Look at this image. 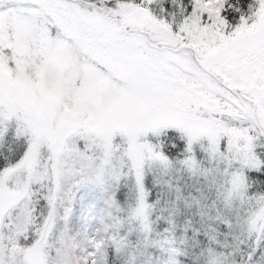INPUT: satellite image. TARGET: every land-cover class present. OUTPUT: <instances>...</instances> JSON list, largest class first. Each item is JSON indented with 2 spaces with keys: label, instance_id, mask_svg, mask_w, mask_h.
<instances>
[{
  "label": "snow or ice",
  "instance_id": "1",
  "mask_svg": "<svg viewBox=\"0 0 264 264\" xmlns=\"http://www.w3.org/2000/svg\"><path fill=\"white\" fill-rule=\"evenodd\" d=\"M0 264H264V0H0Z\"/></svg>",
  "mask_w": 264,
  "mask_h": 264
}]
</instances>
